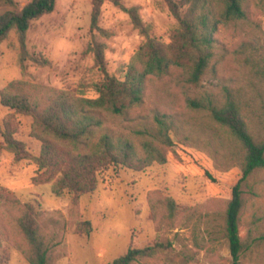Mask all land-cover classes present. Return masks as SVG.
<instances>
[{
  "label": "rangeland",
  "instance_id": "rangeland-1",
  "mask_svg": "<svg viewBox=\"0 0 264 264\" xmlns=\"http://www.w3.org/2000/svg\"><path fill=\"white\" fill-rule=\"evenodd\" d=\"M28 1L0 0V14ZM132 7H139L152 35L170 40L177 20L164 0H104L100 29L93 26L92 0H57L55 10L35 19L27 33L24 71L19 35L12 30L0 42V130L14 112L1 101L2 90L12 81L23 80L25 90L41 101L62 88L84 87L85 95L96 97L98 92L87 85L94 37L105 44L110 72L123 78L145 41L132 24ZM243 7V18L222 21L214 31V53L199 84L188 80L186 69L171 64L166 73L146 77L142 102L125 114L96 110L103 131L130 139L140 155L146 142L159 144L158 118L167 120L173 143L165 147L166 163L155 162L140 171L113 167L96 191L75 204L70 194H56L52 182L34 183V161L17 160L0 148V186L14 192L22 204L36 206L50 238L48 264H111L132 245L156 242H170L171 247L132 264H232L227 207L243 173V153L215 122L210 107L237 102L264 139V0H244ZM34 57L50 63H37ZM17 121V138L39 154L41 142L31 135L33 118L17 114ZM249 180L239 220L240 264H264V167ZM167 197L181 206L178 212L171 214ZM22 212L21 204L0 200V258L8 264H31L18 226ZM87 220L90 231L78 232Z\"/></svg>",
  "mask_w": 264,
  "mask_h": 264
},
{
  "label": "trees",
  "instance_id": "trees-1",
  "mask_svg": "<svg viewBox=\"0 0 264 264\" xmlns=\"http://www.w3.org/2000/svg\"><path fill=\"white\" fill-rule=\"evenodd\" d=\"M16 4L14 0H8ZM120 4L121 0H111ZM177 23L171 29L168 42L151 34L152 26L146 23L139 7L129 9L133 26L145 37L124 77L110 72L105 53V44L95 37L90 45L94 63L90 67L87 85L98 92L96 97L84 94L82 88L56 90L47 100L41 101L25 90L23 80L10 82L1 92L4 105L14 109L0 130V148L14 153L17 160L28 159L37 165L33 181L36 184L52 182L53 191L68 193L75 204L85 194L93 193L99 182L113 167H126L140 171L153 165L167 162L166 146L173 140L168 132L170 124L158 118L159 144L146 142L144 154L140 155L134 142L128 138H114L103 131L102 119L96 110L103 109L114 114H125L143 100L145 80L149 74H163L171 64L189 72L188 80L199 84L213 56V33L222 21L245 16L244 0H164ZM57 0H29L19 9L0 14V42L12 30H16L21 42L20 64L25 71L28 57L27 33L35 19L55 10ZM104 0H92L93 26L100 29L98 21ZM37 63L49 64L45 58H33ZM86 84V83H84ZM83 86V85H82ZM218 125L226 129L237 141L243 153L242 176L233 186L232 198L227 207V233L232 255V264L241 263L242 238L240 213L244 203V186L251 187L250 177L264 167V139L258 137L246 109L233 100L210 107ZM17 114L33 118L31 135L41 142L39 154L29 151L23 140L17 138ZM0 200L21 204L22 215L18 226L25 242L24 253L31 264H48L50 238L39 220V211L31 202L21 203L6 187L0 186ZM171 214L180 210L173 197L165 199ZM91 221L77 227V231L89 232ZM170 242H156L145 247L130 246L127 252L111 264H132L143 257H153L166 252ZM0 264H8L5 257Z\"/></svg>",
  "mask_w": 264,
  "mask_h": 264
}]
</instances>
